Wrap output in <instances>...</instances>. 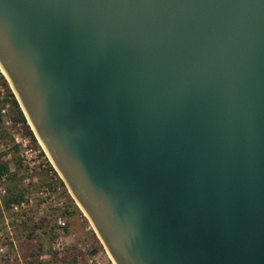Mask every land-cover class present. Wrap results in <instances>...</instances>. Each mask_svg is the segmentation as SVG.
Listing matches in <instances>:
<instances>
[{
    "label": "water",
    "instance_id": "1",
    "mask_svg": "<svg viewBox=\"0 0 264 264\" xmlns=\"http://www.w3.org/2000/svg\"><path fill=\"white\" fill-rule=\"evenodd\" d=\"M0 68L115 264H264V0H0Z\"/></svg>",
    "mask_w": 264,
    "mask_h": 264
},
{
    "label": "built area",
    "instance_id": "2",
    "mask_svg": "<svg viewBox=\"0 0 264 264\" xmlns=\"http://www.w3.org/2000/svg\"><path fill=\"white\" fill-rule=\"evenodd\" d=\"M9 133L12 145L3 141ZM19 153V164L12 163L13 150ZM0 264H13L20 261L14 218L25 219L35 201L46 208L50 205L60 209L64 206L61 194L64 180L54 167L44 147L26 131L22 121L9 99L7 88L0 82ZM40 174L46 175L42 181ZM21 178L24 187L19 200H10L9 185L13 178ZM17 218V219H18ZM67 229L66 216L60 215L54 228L49 232L61 238ZM59 245V244H58ZM45 264V263H41Z\"/></svg>",
    "mask_w": 264,
    "mask_h": 264
},
{
    "label": "rangeland",
    "instance_id": "3",
    "mask_svg": "<svg viewBox=\"0 0 264 264\" xmlns=\"http://www.w3.org/2000/svg\"><path fill=\"white\" fill-rule=\"evenodd\" d=\"M17 118L22 121L18 113ZM24 127L28 132L25 124ZM2 139L12 145L9 133L6 132ZM12 150V163L18 165L19 153ZM40 178L45 181L46 175L40 174ZM9 190L10 200H19L24 191L21 178H13ZM61 198L64 201L62 209L53 205L44 208L40 201H35L25 219H13L20 256V261L13 264H115L65 182ZM60 215L67 219V229L61 238L48 233Z\"/></svg>",
    "mask_w": 264,
    "mask_h": 264
},
{
    "label": "trees",
    "instance_id": "4",
    "mask_svg": "<svg viewBox=\"0 0 264 264\" xmlns=\"http://www.w3.org/2000/svg\"><path fill=\"white\" fill-rule=\"evenodd\" d=\"M0 82L3 83V85L7 88V92H8V96L9 99L11 100L12 104H13V109L14 111H16L18 113L19 118L24 122V124L27 126L28 129V133L29 135L34 139L35 142L38 141L34 131L31 129L30 125L28 124V120L25 116V113L15 95V93L13 92L10 83L8 82L6 76L2 73L1 68H0ZM0 169H4L3 167H0ZM64 184V182H63ZM17 200V199H16Z\"/></svg>",
    "mask_w": 264,
    "mask_h": 264
}]
</instances>
